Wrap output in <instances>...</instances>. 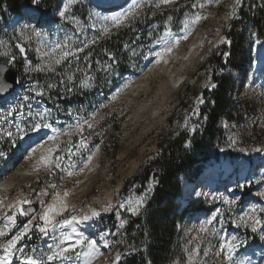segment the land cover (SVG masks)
<instances>
[{"label":"rangeland","instance_id":"obj_1","mask_svg":"<svg viewBox=\"0 0 264 264\" xmlns=\"http://www.w3.org/2000/svg\"><path fill=\"white\" fill-rule=\"evenodd\" d=\"M126 1L113 0L112 7ZM42 2L53 4V8L49 14L40 13L43 23L38 26L29 24L27 19H22L19 26L12 25L10 14L0 16V59L9 61L15 57L11 65L19 74L21 84L13 98L0 101V118H3L0 123V228L9 226L7 237H0V243L21 231L31 218L19 215L15 207L18 201L29 200L32 203L24 205H37V215L45 206L56 202L54 193H60L69 207L56 219L84 212L87 215L92 211L100 213L85 222L83 232L98 241L102 255L97 264H113L116 254H122L121 236L128 218L139 215L146 205L145 202L138 214L133 215L127 210L126 201L129 198L135 201L149 188L147 186L140 195L135 187L125 189L126 182L158 155V143L163 136L188 131L193 126L196 131L189 130L191 134L203 130L206 118L202 121L199 112L207 99L202 94L216 89L210 86L215 83L211 81L209 61L226 44L220 41L226 38L231 23L240 21L238 11L252 14L253 10L264 6V0L260 1L262 5L254 0H241L235 15H232L235 0H211V3L209 0H174L159 7L155 6L156 0H151L118 28L97 15L100 9H113L108 8L112 2L95 10L91 0H77L68 13L73 19H61L57 14L66 0ZM167 12L171 15L163 18ZM197 14L206 18L193 24L192 19ZM145 17L148 24L144 32H137L135 41H128L124 46L133 60L139 54L144 55L139 64H130L131 76L128 73L126 76L119 71L118 59H113L112 52L103 54L98 51L97 43L121 27H130L136 19L142 18L144 22ZM54 19H57L56 24ZM105 25L109 28L107 34L103 33ZM33 29L41 31L42 35L36 37ZM201 31L208 32L206 42L196 54H190L193 38ZM244 32L248 44L246 62L241 72L231 68L228 71L239 85L234 102L238 109L236 116L243 122L223 120L220 123L219 128L225 131L226 147L220 162L211 159L203 171L202 183L180 201L183 206L188 202L194 205L201 202L204 211L194 213L178 225L176 248L183 262L178 258L173 264H264V70L259 75L255 71L264 41L256 42L255 30L249 24L244 25ZM184 35L188 37L181 38ZM162 37L181 40L171 52L157 56L163 50L155 51L154 45L162 41ZM57 44L61 47L53 52ZM85 44L88 46L84 47ZM17 45L23 46L25 52L21 53ZM80 48L84 50L79 51ZM62 51L74 55L56 64L54 61L60 58ZM78 57L81 60H77ZM41 68L44 70L40 71ZM39 76L45 77L44 81L38 80ZM56 90L58 94L52 95ZM198 99L203 103H198ZM85 120L93 126L88 128L84 124L82 133L70 127ZM37 123L51 127L34 130ZM51 132L53 135L49 136L55 140L45 138L33 147L37 151L22 153L25 137L39 136L41 140V136ZM50 147H55L51 155L54 162L45 167L40 158L47 155ZM228 151L231 153L227 154ZM57 157L59 168L55 166ZM244 161L249 172L246 177L243 176L246 169L239 173ZM209 167L224 170L216 182H212ZM68 172L73 174L69 176ZM227 176L236 178L235 185L225 179ZM153 186L154 182L151 190ZM246 189L250 190L245 195ZM64 192L68 193L66 197ZM40 201H44V205ZM121 203H125L124 208L119 207ZM109 205L110 210L105 211ZM14 213L15 224H7L5 217ZM213 216L216 219L207 223ZM122 220L127 222L120 228ZM32 223V231L18 245L24 251L14 252L11 264H23L25 255L47 254L48 246L54 247L61 231L66 232L64 228H57L44 236L35 228L42 222L37 219ZM253 225L256 232L252 231ZM202 226L207 230L202 231ZM102 235L110 242L107 248L103 247ZM229 241L237 245L232 261L226 259V248L221 251V245ZM76 251L84 250L77 248ZM71 255L72 260L48 264H72L77 258L75 253Z\"/></svg>","mask_w":264,"mask_h":264},{"label":"trees","instance_id":"obj_2","mask_svg":"<svg viewBox=\"0 0 264 264\" xmlns=\"http://www.w3.org/2000/svg\"><path fill=\"white\" fill-rule=\"evenodd\" d=\"M23 6H30V0H0V13L6 17L20 12ZM52 8L53 4L42 2L39 11L49 14ZM238 13L242 16L240 22H232L226 34L230 42L224 44L209 61L211 81L216 84V89L202 94L207 99L199 112L202 121L206 118L203 130L194 134L184 130L163 136L158 143V155L126 182L125 189L135 187V192L140 195L152 182L154 186L140 214L128 218L121 236L122 258L119 264H173L178 258L183 262L176 248L178 223L204 211L201 202L195 205L188 202L185 206L180 203L184 182H197L211 159L220 162L221 153L226 148L225 131L219 128L220 123L223 120L229 123L243 122L239 115L236 116L238 109L234 102L239 85L228 71L231 68L241 72L246 62L248 44L244 25H251L256 39L264 41V6L253 10L252 14L244 10ZM169 15L171 12L165 13L163 18ZM147 24L146 17L144 22L142 18L136 19L130 27H121L97 43L98 51L107 55L112 52L113 59H118L121 74L131 69V63L139 64L142 60L143 54H139L135 60L131 59L124 46L128 41H135L136 33L144 32ZM77 60H81V57ZM37 79L44 81L45 77L39 76ZM57 92L51 93L55 95ZM71 101L73 103L74 99ZM249 190H244L245 195ZM104 221L105 218L102 224Z\"/></svg>","mask_w":264,"mask_h":264},{"label":"snow or ice","instance_id":"obj_3","mask_svg":"<svg viewBox=\"0 0 264 264\" xmlns=\"http://www.w3.org/2000/svg\"><path fill=\"white\" fill-rule=\"evenodd\" d=\"M151 0H139V2H137V0H133V3L129 5L128 9L126 11H123L121 13L109 16V17H103V20L105 21H111L112 23V27H120L121 25L124 24V22L131 16H133L134 14H136V10L141 8L143 6L144 3H150ZM42 3V0H30V6L28 8V12L30 14H35L36 12L39 11L40 5ZM75 3H77V0H66V2H64L62 4V6L60 8L57 9V14L61 19H73V17L69 16L68 13L70 12L71 6L74 5ZM174 3V0H156V7H159L161 4H171ZM209 3H211V0H209ZM241 3V0H235V4L233 6V12L232 15H235V9L236 6H238ZM195 7V5H194ZM200 7H204L203 4H200ZM206 18V17H202L200 15H196L193 19H192V23L195 24L197 23L199 20ZM169 19H171V17H169ZM78 22V21H77ZM188 25L185 24V27H187ZM109 32V28L107 27V25H105V27L103 28V33L107 34ZM33 35H35L36 37H40L42 35V32L37 30V29H33ZM168 35H171L170 31L168 32ZM183 39H186L187 36L181 37ZM181 38H173L174 39V44H170L168 40L164 39L163 37L161 38V40L164 43V48H163V52L161 53H157V56H161L164 52H171L172 51V47L175 45H178L180 42ZM221 43H229L230 41L227 40V38L222 37L221 38ZM259 42V41H258ZM92 43H95V41H92ZM88 45L85 44L84 47H87ZM17 48H19L21 53L25 52V48L21 45H17ZM61 46L59 44L55 45L52 48V51L55 52L57 48H60ZM83 48H80L79 51H83ZM3 55H7V53H4ZM45 55H48V53H45ZM74 55V53L69 52V51H62L61 56L59 59H56L54 62L56 64H59L62 60L67 59L69 56ZM15 57H12L11 60H9V63L12 62V60H14ZM85 59H87V57H85ZM40 71H43L44 69L41 68L39 69ZM54 70V69H52ZM8 71V69L4 66H0V73H6ZM69 80L72 79V77H68ZM85 87H87L88 85L85 84ZM211 87H215V85H210ZM12 87V85L10 83L7 82L6 79L4 80H0V94L7 92L10 88ZM42 94V93H41ZM114 98V97H113ZM198 103H203L202 99H198ZM13 111H15V109H13ZM11 114V113H9ZM39 115V114H38ZM3 122V118H0V123ZM84 124H87L88 128H91L93 125L88 123L86 120L83 121V123H79L77 125H73L70 127H73L75 129H78L79 132H83L84 130ZM187 120L185 122V127H187ZM41 127L43 128H50L51 125L49 124H40L37 123L33 126L34 130H38ZM190 131H196V127L193 126L191 129H189ZM55 131V130H54ZM65 135H70V133H63ZM8 135H11V133H9ZM56 138L53 136H49L48 140H55ZM84 141H81V146H83ZM188 145H186L187 147ZM38 147H43V145H39ZM33 152L37 151L36 148L32 149ZM55 151V147H50L47 149V155H42L41 156V163L47 167L50 163H53L54 161H52L51 159V155L52 153ZM0 155H2V153H0ZM90 159V158H89ZM55 166L57 168L60 167L59 164V157L56 158L55 161ZM73 173L72 172H68V175L71 176ZM50 187L55 188L56 185H50ZM242 187V186H241ZM151 191V184L149 185V188L147 190V192H145V194L143 196L138 197L135 201H133L131 198L128 199V201H126L128 207L127 210L129 212H131L133 215L138 214L140 207L146 202V196L148 194V192ZM43 195H47V192H42ZM68 195L67 192L63 193V196L66 197ZM199 195V193L197 194ZM54 196L56 198V202L53 204H49L47 206L44 207V210L42 213H38L37 215H33L28 223L24 224L23 229L21 231H19L18 233H16L15 235H12L10 238H7L3 243H0V251H2V255H0V264H11V258L14 255V252L19 251V252H23L24 249L23 248H18V245L20 243V241H22L23 239H25V237L28 236V234L32 231L33 229V220H39L42 223H37L35 225V228L38 230L39 233L43 234L44 236H47L49 234V232H54L57 228L63 229L67 226H72L71 227V232H64L61 231L60 233V237H59V242L55 244V246L53 247L52 245H49V252L47 254H41L39 256L37 255H25L23 257V264H48V262H52V261H69L72 260V253H75V256L77 259H79L81 256L84 257V262L83 264H93V261L100 255H102V253L100 252L99 246H98V241L96 239H92L90 238L88 235H85L83 231H78L76 228V225L78 224H82L86 221H90L92 220L93 217H97L100 215L99 212L96 211H92L91 215H83L80 217H77L76 215H71L70 218L69 217H63L62 219H56V217L58 216H63V213L67 211V204L64 201V199L62 198L60 193H54ZM215 198V197H214ZM32 203L29 200H21L18 201L17 204L15 205L17 212L19 213V215L23 216L26 215L28 212L33 211V209H27L25 210L22 205L24 204H30ZM41 205H44V201H40ZM120 208H124L125 207V203H121L119 205ZM111 208V205H109L108 207L105 208V211H109ZM256 210L253 209V212H255ZM11 224H15L16 222V214L14 213L13 215L10 216H6L5 217ZM216 217L213 216L210 220L207 221V223H211L212 220H215ZM243 220V218H241ZM127 221H121L119 227L123 228L124 224ZM260 221L257 220L256 224H259ZM8 225H5L3 228H0V237H7L8 235ZM202 231H206L207 229L204 228L202 226L201 228ZM253 232H256L257 229L255 227V225H253L252 228ZM55 239V237H54ZM235 240V237H233V241ZM101 241L103 244L104 248L109 247V241L107 239L104 238V236H101ZM242 243H247V241H243ZM67 244V246H63ZM77 248L83 249L84 251H76ZM227 249V255H226V259H228L229 261L233 260V253L235 251V249L237 248V245L231 241L227 242L226 244H222L221 245V251H224V249ZM135 250V249H133ZM33 252H35V249H33ZM205 255H207V252L205 253ZM217 255H219V253H217ZM121 254L117 253L115 256V260L113 261V264H119V261L121 260ZM149 264H151V262H149ZM235 264V262H234Z\"/></svg>","mask_w":264,"mask_h":264},{"label":"bare ground","instance_id":"obj_4","mask_svg":"<svg viewBox=\"0 0 264 264\" xmlns=\"http://www.w3.org/2000/svg\"><path fill=\"white\" fill-rule=\"evenodd\" d=\"M97 2H98V4H99V6L97 7V8H99L100 7V4H106L107 3V1L106 0H96ZM119 1V0H118ZM254 1H256V2H258V4L259 5H262V3L260 2L261 0H254ZM133 3V0H128V1H126V2H124L121 6H119V5H117V6H119V7H116V8H113V9H109V10H106V9H100V10H98V13L99 14H101V16L102 17H105V16H112V15H115V14H118V13H121V12H123V11H126L127 9H128V7H129V5L130 4H132ZM106 6V5H105ZM104 7V6H103ZM105 8H107V7H105ZM28 16H31V14H29ZM239 16V15H238ZM240 17V20H241V18H242V16H239ZM13 24H15L14 22H13ZM208 34V32H203V31H201V32H198L195 36H194V38H193V44H191L190 45V54H196V52L203 46V44L206 42V35ZM184 36H187L188 37V35H184ZM183 36V37H184ZM174 37H169V38H165L166 40H168L169 41V43L170 44H174V39H173ZM176 38V37H175ZM181 40V39H180ZM173 41V42H172ZM174 47V46H173ZM172 47V48H173ZM163 48H164V43H163V41H160V42H158L156 45H154V49H155V51H160V50H163ZM260 50H261V53H262V50H264V43H262L261 44V47H260ZM260 58H263V60H264V57H260ZM260 58L258 59L257 58V62H258V68L260 69V64H259V60H260ZM262 60V59H261ZM258 69V70H259ZM128 72H130V71H128ZM128 72H126V74L128 73ZM128 75H130L131 76V73H128ZM172 82H174V83H176V81L177 80H171ZM24 83V82H23ZM20 88H21V84L18 86V88H17V90L11 95V96H8L7 98H5V99H2V100H0V101H6V100H9V99H11V98H13L19 91H20ZM23 90V89H22ZM49 135H53V132H51L50 134H45L44 136H41V140H39L40 139V137L39 136H37V137H35V136H29V137H25V140H24V144H23V146L21 147V150L23 149V152L22 153H26V154H30V151H32V149H33V147L35 146V145H37L39 142H42V141H45L44 139L45 138H48L49 137ZM48 140V139H47ZM6 144V143H5ZM40 144V143H39ZM1 146V145H0ZM7 153V152H6ZM44 153V152H43ZM28 157V156H27ZM41 163V162H40ZM243 168H246V172H245V174L243 175V176H248L249 175V172H248V167H247V165H246V167L245 166H243ZM212 179H213V181L212 182H216L215 180H214V177H212ZM202 180V179H201ZM201 180H200V182H201ZM200 182H199V184H200ZM202 183V182H201ZM191 184H194V183H191ZM198 183H196V184H194L193 185V188H195L196 189V186L197 185H199ZM188 185H190V184H188ZM187 192H188V190H187ZM188 194H186V196H187ZM69 207V204H67V208ZM83 215H87L85 212L84 213H81L79 216H77V217H80V216H83ZM6 223L7 224H11L8 220H6ZM85 226V222L84 223H82V224H78V225H76V228H77V230L78 231H83L84 230V227ZM71 227L72 226H67L66 228H64L65 229V231L66 232H71ZM101 252V251H100ZM99 257L100 256H98L94 261H93V264H97V260L99 259ZM83 262H84V257L83 256H81L79 259H76L74 262H72V264H83ZM249 264H250V262H249Z\"/></svg>","mask_w":264,"mask_h":264},{"label":"water","instance_id":"obj_5","mask_svg":"<svg viewBox=\"0 0 264 264\" xmlns=\"http://www.w3.org/2000/svg\"><path fill=\"white\" fill-rule=\"evenodd\" d=\"M0 66H4L8 69L6 73H0V80L6 79L8 83L12 85V87L5 93L0 94V99H4L7 96L13 94L19 85V74L12 68L11 63L8 60L0 59ZM25 210L33 209V211L28 212L26 215L32 217L35 215L39 209L37 205H23Z\"/></svg>","mask_w":264,"mask_h":264},{"label":"built area","instance_id":"obj_6","mask_svg":"<svg viewBox=\"0 0 264 264\" xmlns=\"http://www.w3.org/2000/svg\"><path fill=\"white\" fill-rule=\"evenodd\" d=\"M262 7V6H261ZM237 22H240L239 20Z\"/></svg>","mask_w":264,"mask_h":264}]
</instances>
